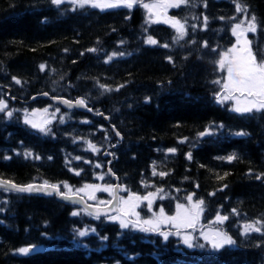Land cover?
I'll return each instance as SVG.
<instances>
[{
  "label": "trees",
  "instance_id": "1",
  "mask_svg": "<svg viewBox=\"0 0 264 264\" xmlns=\"http://www.w3.org/2000/svg\"><path fill=\"white\" fill-rule=\"evenodd\" d=\"M148 1L162 0H135L131 8L0 0V101L7 105L0 111V178L46 181L67 192L100 177L114 184L111 162L122 198L158 194L150 206L141 204L145 215L161 208L170 214L188 196L204 201L193 247L170 227L141 231L146 225L133 226L130 217L124 228L55 197L0 189V264H264V111L240 114L232 100L217 102L227 82V65L221 70L219 61L235 45L236 24L256 17L248 39L258 60L264 58V0H187L170 11L183 25V39L181 30L150 19ZM42 92L83 99L110 122L64 112L46 99L27 103ZM48 106L59 114L46 132L25 122L32 109ZM208 131L214 134L201 136ZM218 215L228 219L217 221ZM248 223L261 231L245 234ZM207 228L235 243L212 249L201 236ZM85 229L89 234L80 237ZM31 246L38 250L20 254Z\"/></svg>",
  "mask_w": 264,
  "mask_h": 264
},
{
  "label": "snow or ice",
  "instance_id": "2",
  "mask_svg": "<svg viewBox=\"0 0 264 264\" xmlns=\"http://www.w3.org/2000/svg\"><path fill=\"white\" fill-rule=\"evenodd\" d=\"M51 2L55 5H60L64 2V0H51ZM80 6L83 7L87 3H92V0H79ZM124 6L131 8L133 4L135 3V0H123ZM187 0H178L177 3H165L164 5H150V4H144L143 7L152 9V8H158V7H179L180 3H186ZM93 7H99L100 5L97 3H92ZM119 3H112L108 4L107 7H118ZM236 10L238 12L244 11V9L241 8V6L238 4ZM247 19V17H245ZM256 17L252 16L248 26L244 31L240 33L241 36L244 35L245 31H256V24H255ZM206 21V18H205ZM174 24H179V21H175ZM241 28V24H236L235 28L233 29V33L235 34L236 29ZM180 33L179 38L183 39L184 32H183V25H180ZM238 43H241V41H237ZM149 44H156L157 41L153 40L151 37L148 38ZM243 47L240 49L233 48L230 50L231 53H234V55H229L228 53H225L224 58H222L219 61V65L221 70L225 68V65H227V82L222 85L224 92L217 94V102L222 103L224 100H235V106L232 108V111L240 114H247L252 113L254 110L264 111V58H261L258 60L257 55L254 54L250 48L251 41H248L245 39L243 42ZM164 47H168V45H163ZM89 51L95 52L96 49H89ZM115 55V53L113 54ZM122 55V54H121ZM109 60H111V57H109ZM43 70L44 65L40 66ZM16 83H20L19 80L16 81ZM215 83H220L219 81H215ZM101 87H104L103 85ZM123 87V85H121ZM106 91H110V89H105ZM119 90V89H117ZM226 93V94H225ZM222 97V99H221ZM68 103V102H66ZM79 106H86L85 100L81 99L77 102ZM7 107V105L3 104L2 101H0V111H4V109ZM91 111V109H89ZM7 115L11 117L12 113L9 111L7 112ZM26 123H30V121H25ZM87 122V121H85ZM33 128H37L38 125L35 123H32ZM219 127H223L220 125ZM39 130L41 132H46V129L43 127H40ZM214 134L211 131L201 133V136L203 135H212ZM119 135V133H117ZM236 135L238 136H244L247 135V133L244 132H237ZM90 147H93L90 145ZM170 152H175V149H169ZM31 153H26L25 156H30ZM188 158L191 159V153L188 154ZM229 161L232 159H235V156H229L227 158ZM99 166V165H97ZM78 174V173H77ZM155 174V172H154ZM166 173H160V175H165ZM10 182L8 181H0V188H4L6 191H16L19 193H33V192H47V194H51L50 191H48L49 188L56 190L59 192V186L57 185H48L45 181L44 185H36V184H29L27 186H17L15 184L11 185V188H8L7 185ZM93 187V186H89ZM108 191L109 189H105ZM67 198V197H66ZM131 199V198H130ZM140 197H135V200H140ZM187 199L189 201L192 200L191 196H188ZM123 204L129 205L128 200H123ZM151 203V201H149ZM204 204L203 200H199L196 204L193 205V209L196 211H189L188 209H185L183 212H178L176 216L172 217H166L164 216L163 209L160 210V217L163 219L158 218L157 220H145L143 223L147 225L148 227L141 228V231H155L159 228L160 224L163 222H168L173 224L177 229L180 228H189L194 227L196 219L199 217L201 206ZM130 208H134L135 205H129ZM178 208H184L183 205H178ZM79 213L74 212L73 215H78ZM125 214L130 215L134 214L130 212L128 209H125ZM227 216H217V221H224L227 220ZM133 226H137L139 224V221H132L131 222ZM260 223V222H257ZM121 227L127 228L129 226V221L126 220H120ZM93 232H95V229H92ZM245 234H247L249 231H255L260 232L261 228L256 227L255 225H245L244 226ZM89 234V230L85 229L84 231H79L78 235L80 237H85ZM179 232H177V235ZM164 239H168V234H163ZM103 239H107V237H103ZM194 238L192 236H185L184 237V244L192 248L193 243L192 240ZM205 241L208 242L212 249L219 250L223 248L225 245H232L235 243V241L232 240L230 236H227L226 234H223L219 231L214 233L211 237L205 236ZM199 247L203 248L204 245H199ZM33 249L24 247L19 249V252L24 255H28Z\"/></svg>",
  "mask_w": 264,
  "mask_h": 264
},
{
  "label": "rangeland",
  "instance_id": "3",
  "mask_svg": "<svg viewBox=\"0 0 264 264\" xmlns=\"http://www.w3.org/2000/svg\"><path fill=\"white\" fill-rule=\"evenodd\" d=\"M68 2L69 3H73L75 5H80L79 0H64L63 3H68ZM166 2L167 3H177L178 0H162V1H156V2H154V1L153 2L152 1H148V2H146L144 4L164 5ZM92 3L99 4L100 6L98 8H112V7H107L108 4H112V3H119V6L120 5H124L123 0H104V1L103 0H92ZM92 3H87L85 5H91L92 6ZM134 4H136V2ZM172 8H174V7H158V8H152V9H148L147 8V10H148V13L150 15L151 20L154 23L170 25V26L175 27L178 30H181L180 29V25H182V23L179 22V24H174V22L177 21V20L174 19V18H172L170 16V10ZM169 18H171V19H169ZM247 26H248V24H244L243 23V24H241V28L236 29V31H235L236 42H235V45L231 49H233V48L240 49V48L243 47L242 42L245 39H247L249 41L248 36H249L250 33H252L251 31H245L243 36L240 35V33L242 31H244V29H246ZM238 40L241 41V43H238L237 42ZM227 53L230 56L231 55H234V53H231L230 51H228ZM224 56H225V54H224ZM226 101H230V100H226ZM232 101H233V104L235 106V100H232ZM58 114H59V110L58 109H53L50 106L45 107V108H42V109L34 108V109H32V111H30L29 113H27V116L25 117V121H29L30 120V123H28V124L31 127H32V123L37 124L38 127L35 128V129H39L40 127L45 128L50 122H52V121L55 120V117ZM103 180H104V177H100V178H98L97 184L96 183L90 184V185H88V186H86V187H84V188H82L80 190H74L72 188H67V192L69 194H75V193L81 194V195L85 196L87 199H89L93 203L106 204L110 200L103 201L102 199H100V194L101 195H107V196L111 197L113 195V185L107 184L106 182H103ZM89 186H93V187H89ZM105 189H109V190L106 191ZM134 199L135 198L134 197H131V196L123 197L122 198V201L123 200H128L129 201V205L134 204L135 207L134 208H130L129 205H125V204L122 205L123 203L121 202V206H122V210L124 212V215H115V216L111 217L110 220L120 223V220L129 221V218L131 217L132 219H134L133 221H137L138 220L139 223H141V222H143L145 220H153V221H155L158 218L163 219L162 217H160V210L161 209H163L164 216H166V217H172V216H176L178 212H183L185 209H188L189 211H196L195 209H193V205L198 202L192 196V200L191 201H188V203L186 205L185 204H179V205H183L184 208H178L177 207L178 205H177L175 207L174 211L172 213H170V214L167 213L164 208H161L157 212H155V211H153V213L150 212L147 215H150V214L151 215L147 217L146 215H143V212L142 211H141L142 213L140 212V210H141V204L146 203L147 206H150L153 202H155L158 199V194H153V196L152 195H149V197H146L144 199H140L138 201L137 200H134ZM149 201H151V203H149ZM125 209H128L130 212L134 213L135 215L134 214L126 215L125 214ZM202 214H203V207L201 206L200 214H199V217L195 221L194 227L177 229L173 224L168 223V222H163V223L160 224L159 228L156 229V230H159L160 228L170 227V228H173L174 230L176 229L175 230L176 233L179 232V235L183 238V240H184V237L185 236H192L194 238V236H193L194 233H192V231L194 229H199L200 228L201 223H202ZM129 224H130V221H129ZM246 225H255L256 227H258L256 223H248ZM146 227H148V226L146 225ZM217 231L225 234L220 229H217V228L216 229L215 228H207V229H205V230L202 231L203 233L201 232L202 238L204 239L205 236L211 237ZM249 232H252V231H249ZM225 246H227V245H225ZM42 249H39V250H42ZM37 250H38V248H35L33 250V252L34 251H37Z\"/></svg>",
  "mask_w": 264,
  "mask_h": 264
},
{
  "label": "water",
  "instance_id": "4",
  "mask_svg": "<svg viewBox=\"0 0 264 264\" xmlns=\"http://www.w3.org/2000/svg\"><path fill=\"white\" fill-rule=\"evenodd\" d=\"M39 99H46L50 100L54 105L61 107L62 109L66 111H79V112H84V113H91L94 116H99V117H104L102 113H96L91 109L87 103L85 102L86 106H79L77 102L81 99L71 101L66 98H61V97H53L48 93H41L38 95L33 96L30 99L31 102H35ZM68 102V103H66ZM91 109V111H89ZM106 122H110V117H104ZM112 130L114 134L117 136L119 141H123V136L119 133V131L116 129L115 126L112 127ZM119 133V135H117ZM108 155V152H106L105 157ZM108 173L114 180L115 184L113 187V195L111 201L106 204V205H98L95 203L90 202L85 196L80 195V194H68L62 191V188L59 187V192H57L54 189L49 188L48 191L51 192V194H47V192H33V193H20L24 195H32V196H41V197H55L58 202L69 205V206H75V207H80L84 211H86L88 214L97 217V218H108L111 216H114L116 214H123L122 208H121V193H122V185L120 183V179L117 175L114 174V172L111 169V165L108 166ZM0 181H8L0 178ZM10 182V181H8ZM15 184L13 182H10L7 187L11 188V185ZM36 185H44V183H32ZM48 184V183H47ZM17 186H27V185H18ZM52 185V184H48ZM5 190L4 188H0ZM11 192H16V191H11ZM19 193V192H16ZM67 197V198H66Z\"/></svg>",
  "mask_w": 264,
  "mask_h": 264
},
{
  "label": "bare ground",
  "instance_id": "5",
  "mask_svg": "<svg viewBox=\"0 0 264 264\" xmlns=\"http://www.w3.org/2000/svg\"><path fill=\"white\" fill-rule=\"evenodd\" d=\"M103 1H104V0H103ZM63 5H64V4H63ZM68 5H69V4H68ZM179 7H180V6H179ZM87 8H88V7H87ZM89 9H90V8H89ZM191 10H192V8H191ZM191 10H190V11H191ZM127 11H128V10H127ZM170 11H172V10H170ZM97 12H99V11H97ZM188 13H189V12H188ZM187 16H188V15H187ZM150 19H151V18H150ZM169 19H171V18H169ZM176 19L178 20V18H176ZM170 21H171V20H170ZM170 21H169V22H170ZM163 22H164V21H163ZM171 23H172V22H171ZM172 24H173V23H172ZM150 48H151V47H150ZM251 48H252V47H251ZM93 61H94V60H93ZM95 62H96V61H95ZM98 62H99V60H98ZM99 63H100V62H99ZM93 64H94V63H93ZM95 64H96V63H95ZM97 65H98V64H97ZM100 65L102 66V64H100ZM100 65H99V66H100ZM99 66H98V67H99ZM176 85H177V84H176ZM111 90H112V89H111ZM222 90H223V89H222ZM42 93H43V92H42ZM49 93H50V92H49ZM221 93H222V91H221ZM52 95H53V93H52ZM52 95H51V96H52ZM53 96H54V95H53ZM32 97H33V96H32ZM59 97H61V96H59ZM63 98H64V97H63ZM221 98H222V97H221ZM27 100H28V99H27ZM39 100H42V99H39ZM44 100H45V99H44ZM23 101H24V100H23ZM45 101H46V100H45ZM47 101H49V100H47ZM47 101H46V102H47ZM41 102H42V101H41ZM32 103H33V102H32ZM35 103H36V102H35ZM35 103H34V104H35ZM37 103H38V102H37ZM28 104H30V103H28ZM34 104H33L32 106H35ZM39 105H40V104H39ZM44 105H45V104H44ZM50 105H52V104L50 103ZM27 106H28V105H27ZM88 106H89V105H88ZM22 107H23V106H22ZM37 107H38V104H37ZM41 107H43V106H41ZM29 108H30V107H29ZM38 109H40V108H38ZM17 110H18V109H17ZM10 111H11V110H10ZM23 111H24V110H23ZM38 111H39V110H38ZM64 112H65V110H64ZM73 113H74V112H73ZM31 114H32V113H31ZM71 114H72V113H71ZM18 115H19V114H18ZM18 117H19V116H18ZM74 117H75V116H74ZM19 121H20V120H19ZM29 121H30V120H29ZM76 121H77V120H76ZM31 122H32V121H31ZM70 123H71V122H70ZM21 124H22V123H21ZM55 125H56V124H55ZM73 125H74V124H73ZM110 144H111V143H110ZM113 146H114V145H113ZM104 147H105V146H104ZM91 149H92V151H95V148L93 149V147H91ZM107 151H108V149H107ZM103 182H106V181L103 180ZM96 184H97V182H96ZM108 184H109V183H108ZM67 186H68V185H67ZM71 188H72V187H71ZM126 194H127V193H126ZM100 195H101V194H100ZM129 195H130V194H129ZM102 196H103V195H102ZM126 196H127V195H126ZM152 196H153V195H152ZM104 197H105V196H104ZM133 197H134V196H133ZM136 197H137V196H136ZM148 197H149V196H148ZM105 198H106V197H105ZM155 198H156V197H155ZM155 198H154V199H155ZM134 200H135V199H134ZM186 204H187V203H186ZM186 204H185V205H186ZM122 205H124V204H122ZM147 207H148V206H147ZM147 207H146V208H147ZM140 212H141V211H140ZM141 213H142V212H141ZM134 215H135V214H134ZM143 215H145V214H143ZM146 216H147V215H146ZM141 217H142V216H141ZM93 218H94V217H93ZM124 218H125V217H124ZM133 220H134V219H133ZM139 224H140V223H139ZM201 224H202V223H201ZM170 225H171V224H170ZM166 228H167V227H166ZM165 230H166V229H165ZM168 230H169V228H168ZM175 230H176V229H175ZM161 231H163V230H161ZM173 231H174V230H173ZM153 232H154V231H153ZM168 232H169V231H168ZM37 233H38V232H37ZM158 233H159V232H158ZM180 233H181V232H180ZM190 233H191V232H190ZM202 233H203V232H202ZM161 234H163V233H161ZM170 234H171V233H170ZM201 236H202V235H201ZM195 239H196V238H195ZM179 240H180V239H179ZM179 242H180V241H179ZM183 243H184V241H183ZM33 246H34V245H33ZM33 246H31V247H33ZM34 248H35V247H34ZM31 253H32V252H31Z\"/></svg>",
  "mask_w": 264,
  "mask_h": 264
}]
</instances>
